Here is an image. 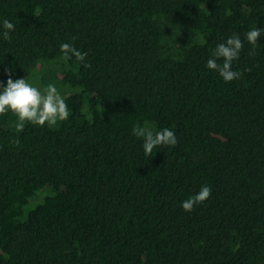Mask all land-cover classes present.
Wrapping results in <instances>:
<instances>
[{"label":"trees","instance_id":"16d2710c","mask_svg":"<svg viewBox=\"0 0 264 264\" xmlns=\"http://www.w3.org/2000/svg\"><path fill=\"white\" fill-rule=\"evenodd\" d=\"M3 18L0 81L55 83L70 116L0 115V264H264V34L244 38L264 0H0ZM233 33L241 77L224 82L205 62ZM136 124L178 143L147 157Z\"/></svg>","mask_w":264,"mask_h":264},{"label":"clouds","instance_id":"9594fccd","mask_svg":"<svg viewBox=\"0 0 264 264\" xmlns=\"http://www.w3.org/2000/svg\"><path fill=\"white\" fill-rule=\"evenodd\" d=\"M15 27L14 22L3 18L0 20V37L10 40ZM262 34H264V26L257 27L255 24L245 32L244 38L254 49ZM243 43L238 33H233L217 43L205 62L206 68L218 73L224 82L239 79L241 72L233 68V62L240 57ZM59 47L64 61L75 59L83 67H91L86 60L87 52L81 51L73 43L62 42ZM12 71L11 68H6L7 80L0 81V115L7 112L14 113L17 117L15 123L17 130L22 131L26 123L51 127L69 118L70 109L55 83L49 82L40 88L30 83L24 76L13 79ZM132 134L142 138L141 146L147 157L152 155L154 148L172 147L178 143L177 135L170 127L153 130L151 127H141L136 124L132 128ZM211 192L212 189L208 184H202L197 192L180 202L182 209L191 212L193 207L206 200Z\"/></svg>","mask_w":264,"mask_h":264},{"label":"rangeland","instance_id":"374dc122","mask_svg":"<svg viewBox=\"0 0 264 264\" xmlns=\"http://www.w3.org/2000/svg\"><path fill=\"white\" fill-rule=\"evenodd\" d=\"M38 82H39V79L36 78V79L32 80L30 83H33L34 85L39 87ZM47 193H48V190L46 188L42 189L41 191H39L37 193V195L30 201V203L27 206L26 210H28L29 208L33 207L37 202L41 201L43 196H45Z\"/></svg>","mask_w":264,"mask_h":264}]
</instances>
